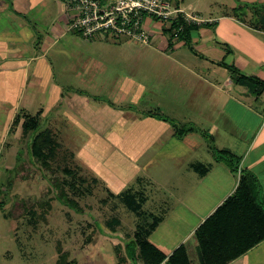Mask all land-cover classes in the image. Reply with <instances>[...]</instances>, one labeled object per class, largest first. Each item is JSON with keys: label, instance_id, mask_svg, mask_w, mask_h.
I'll use <instances>...</instances> for the list:
<instances>
[{"label": "crops", "instance_id": "crops-1", "mask_svg": "<svg viewBox=\"0 0 264 264\" xmlns=\"http://www.w3.org/2000/svg\"><path fill=\"white\" fill-rule=\"evenodd\" d=\"M170 1L202 21L189 42L149 15L150 43L87 39L70 29L76 10L68 0H0V143L7 159L15 140L30 147L35 131L26 135L23 122L35 114L43 118L37 131L55 134L103 190L126 191L139 166L166 168L149 178L155 190H133L143 198L140 212L150 203V215L141 216L149 224L133 228V237L88 236L67 264H264V0ZM64 126L81 133L73 147L58 134ZM28 164L34 173L24 189L38 195L45 181ZM6 172L2 207L19 189L5 187ZM240 186L245 197L227 204ZM135 229L148 230L145 246ZM69 251L56 248L55 264Z\"/></svg>", "mask_w": 264, "mask_h": 264}, {"label": "rangeland", "instance_id": "rangeland-1", "mask_svg": "<svg viewBox=\"0 0 264 264\" xmlns=\"http://www.w3.org/2000/svg\"><path fill=\"white\" fill-rule=\"evenodd\" d=\"M97 39H100L98 35L93 40ZM122 39H126V37L123 36ZM112 40L111 37L108 38L109 42ZM52 55L56 57L55 53L50 54L51 57ZM17 100L18 99H16V102ZM20 105L22 108L24 105L23 99H21ZM17 110V112H21L19 106ZM32 115L35 116V114ZM37 118L39 125H41L43 118ZM65 128H67L66 131L63 130L62 133L58 134L61 139L63 138L66 140L64 143L65 146L73 147L74 145L70 142L76 137H79L81 133L70 132V127ZM11 138L12 135L9 139ZM18 141L15 140L16 146L11 149L13 154L9 159H7L5 154L7 151L6 147H3L0 143V174L6 169H8L9 173L8 175L6 172L7 175H5L7 180L9 177V180H5L3 183L5 187L10 189L16 188V185H18V188L22 190L18 192V189L11 198H7V206H4L5 208L0 205V264H24L23 260L25 264H55L53 256L56 253V248H69L70 251L68 254L63 255L60 260L61 264H67L66 260L76 254V250L78 251V249L81 248L80 244L84 243V240L88 236L94 237L98 242L101 241L104 236L118 238L123 236L121 238H125L128 235H132L133 228L141 224L147 225L151 222V218L145 220V222L141 219V216L144 214L150 215L149 212L151 207L149 202L144 204L143 209L145 210L140 214L133 212L126 213L123 211L127 209L125 205L122 203L116 205L119 204V197L109 195V191L103 190V187L95 188L93 195H88L79 200L82 207V211L80 212L74 207L64 205L63 202L56 197L57 190L55 188V184H60V180L64 176V173L57 167L61 166L58 164V160L61 162L63 153L58 150V157L56 155V159H54L56 162L52 161L54 163L52 171L50 169H47V172L42 171L39 166L41 165L40 157H34L31 147L28 148L27 143L22 144L18 143ZM30 144L31 142L29 145ZM8 161H10L12 165H7ZM30 162L34 164L36 169L39 168L38 170H41V174L45 181L43 183L45 190L34 196L27 195L24 189L25 184H27L24 180L25 176L28 173L30 179H32L31 175L34 173L28 164ZM139 169H137L132 176L127 178V190H136L141 184L146 186L152 177L157 179V177L166 173L165 166L157 164L139 166ZM139 176H141L143 180H137L136 178ZM34 177L38 179V175ZM52 179H56L53 180L55 184L52 183ZM37 185L38 181L34 182L32 188H34V186L38 188L39 186ZM155 188L154 185H147L148 192H150L151 189L155 190ZM144 191L146 192V189ZM104 198L105 201H103ZM12 204H15L19 208L13 207ZM28 208H31L32 211L29 212ZM18 210L21 212L19 211L16 213ZM7 211L10 212V217L4 216V213ZM87 222H89V226ZM108 226H114L116 228L111 229V227ZM136 233L137 234H134V236H138L139 232L136 231ZM58 240L59 244L56 245ZM131 247H133V245H131ZM42 256H45V259H41Z\"/></svg>", "mask_w": 264, "mask_h": 264}, {"label": "trees", "instance_id": "trees-1", "mask_svg": "<svg viewBox=\"0 0 264 264\" xmlns=\"http://www.w3.org/2000/svg\"><path fill=\"white\" fill-rule=\"evenodd\" d=\"M199 25L198 23H189L186 22L183 17L181 16L178 20L173 22L171 30L175 33L176 30H178V36L179 38L185 39L187 42L190 41V30L196 26ZM182 27L181 29H179ZM21 117L20 115L16 116L15 119V125H17L20 121ZM23 128L24 133L27 135L30 133V131H35V133L32 135L31 139V150L33 152L34 157H40L41 165L40 168H42V171H46L47 169L53 170V165L51 164V161H54L53 159H56V155L58 157V150L61 151V162L58 163L61 166H57L63 173L64 176L61 178L60 184H55L52 179V183L55 184V188L57 190L56 197L60 199L64 205L68 207H74L77 209V211H82V207L80 205L79 200L83 197H86L88 195H92L94 193V189L100 184L99 180L96 178H88L86 175L81 173V168L78 167L75 163H73V154L70 150L65 148H59L57 141L54 137V135L51 133V131H37L40 128L39 121L37 116H25L24 122H23ZM37 131V132H36ZM178 133V132H177ZM181 135V133H178ZM220 156H225L228 158L231 162L234 161V157L229 154H220ZM57 164V165H58ZM47 172V171H46ZM242 182H244V178H242ZM109 195H115L118 196L120 201H122L128 209L131 211L136 212L137 214H140L141 206L143 198L139 196V193L133 190H126L120 194H114L110 189H108ZM246 192L243 190V187H239L238 191L231 197L227 204L233 203L237 200H241L245 197ZM105 201V198L104 200ZM119 205V204H117ZM144 234L138 233V241H143L146 238V234L148 233V230L143 231ZM142 243V246H145L147 243L146 241L140 242ZM131 243H127L126 250L128 254L132 255L134 254L133 249L134 246L131 247Z\"/></svg>", "mask_w": 264, "mask_h": 264}, {"label": "built area", "instance_id": "built-area-1", "mask_svg": "<svg viewBox=\"0 0 264 264\" xmlns=\"http://www.w3.org/2000/svg\"><path fill=\"white\" fill-rule=\"evenodd\" d=\"M68 1L76 10V15L69 24L70 29L79 31L87 39L104 34L114 40L125 36L134 41L150 43V36L144 28L147 15L171 24L181 16L186 22L202 23L199 17L184 12L170 0ZM175 35L178 37V30Z\"/></svg>", "mask_w": 264, "mask_h": 264}]
</instances>
